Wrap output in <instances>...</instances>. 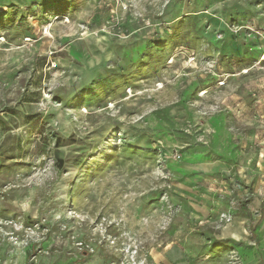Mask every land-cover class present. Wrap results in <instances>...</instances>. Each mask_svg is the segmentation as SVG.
<instances>
[{"label":"rangeland","instance_id":"1","mask_svg":"<svg viewBox=\"0 0 264 264\" xmlns=\"http://www.w3.org/2000/svg\"><path fill=\"white\" fill-rule=\"evenodd\" d=\"M262 247L264 0H0V264Z\"/></svg>","mask_w":264,"mask_h":264},{"label":"crops","instance_id":"2","mask_svg":"<svg viewBox=\"0 0 264 264\" xmlns=\"http://www.w3.org/2000/svg\"><path fill=\"white\" fill-rule=\"evenodd\" d=\"M260 251H261L260 256H262V258L264 259V247H262ZM247 259H249V258H247ZM249 264H255V263L253 261H250Z\"/></svg>","mask_w":264,"mask_h":264}]
</instances>
